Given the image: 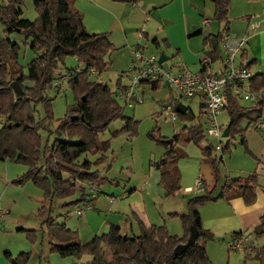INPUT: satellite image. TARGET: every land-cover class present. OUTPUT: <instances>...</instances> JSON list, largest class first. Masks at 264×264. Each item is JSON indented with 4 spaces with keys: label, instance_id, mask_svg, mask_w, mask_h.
<instances>
[{
    "label": "trees",
    "instance_id": "1",
    "mask_svg": "<svg viewBox=\"0 0 264 264\" xmlns=\"http://www.w3.org/2000/svg\"><path fill=\"white\" fill-rule=\"evenodd\" d=\"M26 1L0 0V98L5 97V102L0 105V124L6 132L5 136H0V160L26 168L13 184L23 186L31 183L41 191L42 205L36 216L49 250L62 259L72 258L70 264H213L206 250V244L213 239V235L203 228L199 209L209 203L228 202L233 198H240L246 206L255 203L259 176L230 178L224 174V162L237 145L249 153L245 133L264 118V101L242 106L231 92H227L225 111L227 125H230L229 135L224 142H220L219 150L210 144L199 146L205 139V128L202 117L195 115L190 108L184 115L177 114L186 124L172 137L171 145L166 142L167 138L160 135L158 128L148 134L150 140L164 149L158 160L150 162V167L159 173V183L166 196H173L180 190L178 161L186 157V145L199 147L201 160L210 169L212 189L189 199L185 213L168 214L181 220L184 229L181 238L166 234L165 242L158 244L152 239L150 230L134 215L136 234H123L119 226L111 225L106 233L82 244L76 230L69 229L65 223H59L52 217V203L54 200L70 199L76 194L78 198L65 202L64 207L88 201V186L100 188L106 180L99 167L108 163L110 157L107 153L111 144L110 140L101 141L100 135L112 123L119 121L121 126L111 132V139L123 133L134 136L139 122L124 115L125 108L116 98V90L112 91L107 84L91 79L107 72L111 65V54L115 48L108 35H89L86 32L82 14L73 7L74 0H31L37 14L34 21L23 17L22 6ZM209 1L214 5L213 22L219 25L226 23L230 0ZM225 32L223 28L214 37L215 46L203 57L211 62L219 60L218 42ZM17 34L24 37L25 46L34 55L25 66L19 63L20 45L12 40V36ZM152 43L156 47L161 43L166 46L165 41L156 39ZM68 58L77 61L76 67L66 66ZM89 69H94L96 74H89ZM63 76L67 78L64 85L73 94L74 103L67 106L64 118L54 121V98L48 94L52 90H56L57 95L61 93L62 88L56 85V81ZM12 83L20 86L19 95L11 88ZM148 84L153 90L165 85L162 81ZM250 87L253 91L264 89V74L253 75ZM200 107H204L203 97ZM38 108H41L43 117L39 116ZM53 122L56 127L51 131ZM41 131L48 133L45 144H42ZM51 135H54V140L49 144ZM88 156L94 157V160L90 161ZM82 157L85 160L82 161ZM216 190L218 194L214 195ZM191 225L198 230L195 243L175 256V247L186 243ZM20 231L27 234L32 244L38 242L37 231ZM251 232L254 237L264 236V212ZM242 235L239 232L232 237L236 240ZM244 254L247 260L249 255ZM4 256L9 264H28L30 260L29 253L13 257L6 252ZM256 257L259 264H264V246L256 252ZM86 258L90 260L83 262Z\"/></svg>",
    "mask_w": 264,
    "mask_h": 264
},
{
    "label": "crops",
    "instance_id": "2",
    "mask_svg": "<svg viewBox=\"0 0 264 264\" xmlns=\"http://www.w3.org/2000/svg\"><path fill=\"white\" fill-rule=\"evenodd\" d=\"M263 4V0H230L227 22L224 27L218 25L217 29L212 30L210 28L214 23L212 20L214 5L209 0H134L130 2L74 0L73 7L82 14V22L89 35L101 33L108 35L111 44L115 48V58L112 66H116L114 68L116 69V75H114L113 80L109 79L104 84L108 86L114 85L116 91H122L128 85V79L123 74L130 66L132 61L131 50L134 47L140 46L145 54L152 47L159 52L158 55L152 56L159 57L160 54H164L168 59L167 65L170 68L177 63H183L192 74H197L202 67L200 63L201 56L215 46L214 37L223 28L226 30L224 34H229L234 38L246 39L245 45L237 55L236 66L239 68L249 66L248 70L254 75L258 73L264 74V27L261 25L260 20L257 21ZM233 14L235 15L233 16ZM253 17H257V20ZM205 20L210 21L209 26L203 24ZM208 37L210 39L206 40ZM154 39L159 42L165 41L166 46L161 43L159 47H156L152 43ZM218 46L220 58L218 61L212 62L216 73L222 70V39L218 42ZM173 56L174 58L171 59ZM117 81H119L118 85ZM163 88L171 91L164 98L159 96V92L153 93L152 91H157V89L153 90L148 83L141 85L139 93L143 97V102L130 109L131 117L136 122L143 123L147 120H152L155 116H161V108L166 103L179 100V92L178 95H174L172 94L174 90L170 87L164 85ZM147 99H149L148 102ZM194 99H196V105L199 106L198 115L202 117L201 97L195 96ZM253 127L255 130H264V128L257 129L255 126ZM222 129L224 130V128ZM5 134L6 132L4 131L2 136H5ZM262 135L250 133L245 137L249 150L248 154L256 161L247 156L242 148L236 149L230 153L229 160L226 162V176L230 178H246L253 174H257L260 177L262 174L264 175V133ZM255 138H259L261 141V146L257 149L252 148ZM189 148L186 149L185 147L184 151L188 154L192 152L191 155L198 156L200 160L201 154L199 151L195 148ZM161 152L160 156L163 155L164 150ZM156 159L151 158L150 160L155 161ZM180 160L178 161V168ZM126 166L130 167V163L127 162ZM7 170L9 171L10 167H7ZM240 173L246 175L241 176L239 175ZM124 174L127 175L129 180L123 186H120V182L116 183V185L110 182L100 186L99 196L94 199H88L91 205L89 211L83 212L80 216H77L74 211L72 215L69 211L66 213V217L72 216L69 219L75 218L74 221L70 220L73 222V226H68V228L77 231L80 242L85 244L95 237L101 236L106 233L111 225L119 226L121 231L123 228L124 232L122 233L124 234L129 235L131 233L133 235L134 222H131L129 218V211H132L145 224L151 232L152 239L158 244L165 242L166 234L181 238L184 235V229L183 232L182 230L177 231V229H174V232L169 230L168 223L162 221L164 213L156 210V202L150 198V192L148 191L150 179H156L157 174L159 183V173L155 171L152 176L148 171L136 176L131 172L130 168H127ZM16 175L13 176L15 179L19 177ZM198 177L202 179L201 186L193 192L199 191L205 194L210 191L211 184L208 185L205 177L200 173L197 174L192 182L194 183ZM189 187L191 186L187 184L182 192L186 193L185 191ZM258 189L260 188L256 190V201L252 206L244 205L240 198H233L224 207L215 205L216 209H212L215 207L210 206L201 209L200 216L203 228L210 231L215 238H222L223 241L225 237H229V241L234 240L232 235L235 233L248 232L250 228L259 223V218L264 212V192L263 189ZM139 190L143 199L139 208L138 206L126 204L125 200L136 195ZM180 192L181 186L180 190L174 195H178ZM79 205L73 206V208ZM207 209V213H204ZM162 211H165L164 207ZM166 211L168 213H176L172 210V212L167 209ZM183 213L185 212L177 214ZM65 222L67 223V221ZM65 225L67 226V224ZM231 242L228 243V246ZM252 245V254L248 255L249 257L254 255V258H257L254 243ZM89 260V258H86L83 262Z\"/></svg>",
    "mask_w": 264,
    "mask_h": 264
},
{
    "label": "rangeland",
    "instance_id": "3",
    "mask_svg": "<svg viewBox=\"0 0 264 264\" xmlns=\"http://www.w3.org/2000/svg\"><path fill=\"white\" fill-rule=\"evenodd\" d=\"M22 10L24 12L23 17L25 19L29 21H34L37 18V14L33 9L31 0H27L24 3V5L22 6ZM259 13L261 14L258 15L259 16L258 20L257 17H253L257 21L261 20L262 18V9L259 11ZM234 15L235 14H233V16ZM218 25L219 24L214 22L210 30L217 29ZM224 25L225 23L221 24L220 27L222 26L224 27ZM12 40H14L17 44L20 45L19 63L23 66L27 65L34 57V55L29 50V48L25 46L24 37L22 35L17 34L12 36ZM146 54L158 55L159 52L156 51L154 48L150 47L149 52H147ZM202 57L203 55L201 56V58ZM114 58H115V52H112L111 65L107 70V72L99 75L98 77L97 76L92 77L91 79L93 81H98L101 83H107L109 79L113 80L114 75H116L115 73L116 69H114L116 66L114 65L112 66ZM76 63L77 61L72 58H68L66 60V66L68 68L76 67L77 65ZM109 87L112 91L115 90L114 85H109ZM152 92L153 93L159 92V96L164 98L171 91L168 90L167 88H163L162 86L158 88L157 91H152ZM172 94L178 95V91L174 90L172 91ZM48 95L51 98H54L52 102V112H53L54 121L64 118L67 112V106H70L74 103L73 94L64 85L59 95H57L56 90L50 91ZM194 98L195 97L192 98L193 100L191 99L192 101L180 100V102L183 103L188 108H190L195 115H198L199 106L196 105V99ZM148 100L149 99H147V102ZM4 102H5V97L1 96L0 105ZM239 103L242 106H250L248 103L242 100H239ZM38 110H39V116L43 117V112L41 108H38ZM124 115L126 117H131L132 116L131 110L124 109ZM0 118H1V109H0ZM261 122H264V118L262 119ZM218 123L222 128L226 127V125L228 124V116L226 111H223L218 116ZM185 124H186L185 121L180 120L178 117L175 122H172L169 118H167L166 115L162 114L161 116H157V117L155 116L154 118H152V120H147L146 122L139 123V125L137 126V133L134 136H129V133H123L118 137L111 139L110 137L111 132L118 130L121 126V123L119 121L112 123L109 126L108 130L105 133L101 134L99 137L101 141L110 140V144H111L110 150L107 153V156L110 157L108 163L102 167H99L102 177L105 179L108 178L103 182L102 185L110 182H112L113 185H116V183L120 182V186H123L129 180L127 178V175L124 174L127 168H130L131 172H133V174L136 176L142 174L143 172L147 173L148 171L153 176L155 174V170L150 167V162H151L150 159L157 158L156 160H158L161 157L160 156V154L162 153L161 151H163L164 149L159 144L150 140L148 134L154 128H158L160 135L167 138V140H170L175 135V133H177ZM55 127L56 124L55 122H53L50 128L51 131H53ZM3 131H4L3 125L0 124V136H2ZM250 133H255L256 135H262L264 133V130L259 131V130H255L254 127H250L246 132L245 137H247V135ZM40 134L42 136V144H45L46 140L48 139V133L46 131H41ZM225 139L226 138H222V137H220V139H217L205 135V139L200 142L199 146L205 147L210 144L213 147H216V145H219V142H224ZM258 139L257 138L254 139V143L252 147L253 149H257L261 146V141L260 139L259 140ZM53 140H54V135H51L49 138V144H51ZM185 147L186 149H188L189 147L193 149L195 148L200 153L199 147L195 145H186ZM239 148H242L245 154L249 156V154L245 151V149L238 145L235 148H233L230 153H232V151ZM191 153L190 154L187 153V156L185 158H182L179 162V170L181 173L180 194L173 196H166L162 187L158 183L157 174H156V179H150L149 182L150 186H148V191L150 192L149 193L150 198L154 202H156V210L164 213V215L162 216V221L168 223L167 226L171 231L177 229V231L182 230L183 232V226L181 220L178 217H169L168 214L170 213H168L166 209L170 211L172 210L173 212L176 213L185 212L187 207V202L189 199H191L194 196L204 195V192H199V191L192 193H188L187 191H185L186 193H183L182 192L183 188L187 184L191 186L189 188H193L194 183L192 182V180L197 176L198 173H200L205 177L206 183L208 185L211 184L210 189L208 188L209 190H211L213 186L209 167L205 163H202L201 159L199 160L198 156L191 155ZM230 153L225 157L224 174H226V164H227L226 162H228L229 160ZM88 158L90 161L94 160V157L88 156ZM81 160L82 161L85 160V157H82ZM127 162L130 163V167L126 166ZM7 167H10L9 171L7 170ZM25 171L26 168L20 164L11 163L10 161L4 162L0 160V208L1 210H3L5 214V218L1 225L2 231L0 232V264H9V261L4 256L6 252L11 253L13 257L17 256L19 253H29L30 260L28 264H70L73 261V259L72 258L62 259L55 253L51 252L49 250V246L47 244L45 237H43L42 234L43 229H41L40 221L36 216L38 209L42 205L41 191L35 186H33L31 183H26L23 186L15 185L12 183L15 180V177H13L15 176V174H17L16 176H20ZM239 175L245 176L246 174L240 173ZM258 186H259L258 188H260L258 190L263 189L264 192L263 174L261 175V177L260 176L258 177ZM217 194H218V190L214 191V195ZM153 196L154 198H152ZM77 198H78V194L64 201L54 200L52 203V217L56 219L57 222L65 223L67 224V227L68 226L72 227L73 222H71L70 220L74 221L75 218H71V219L69 218L72 217L71 215L73 214V211L75 212L76 207L67 208L64 207V203L71 202L72 200H75ZM142 202L143 199L141 198L140 190L137 191L136 195H133L132 197L125 200L126 204L132 206H138V208L141 205L140 203ZM226 204L227 202L223 200L216 203H209L201 207L199 209V212L201 211V209L208 208L209 206L215 207L216 205L217 207H224V205ZM163 207L165 211H162ZM212 209H216V207ZM68 211L70 212L71 215L70 216L67 215L69 217H66V213ZM207 211L208 209L205 210L204 213H207ZM129 218L131 222L132 221L134 222L133 234H136L137 224L134 219V214L132 213V211H129ZM65 221H67V223ZM20 229L37 231L38 242L32 244L27 234L24 233L23 231H20ZM252 229L253 227L250 228L246 233H252L251 232ZM122 232H124L123 228H122ZM129 235H131V233H129ZM231 241H229V237H225V240L223 241L222 238L217 239L214 236L212 240L208 241V243L206 244V250L213 264H259L258 259L254 258V255L248 257L250 258L249 260H245V254H244L245 252L243 250H238V251L230 250L228 243ZM253 241L252 243H254V248L258 252L261 246H263L264 244V236L254 237Z\"/></svg>",
    "mask_w": 264,
    "mask_h": 264
},
{
    "label": "built area",
    "instance_id": "4",
    "mask_svg": "<svg viewBox=\"0 0 264 264\" xmlns=\"http://www.w3.org/2000/svg\"><path fill=\"white\" fill-rule=\"evenodd\" d=\"M264 1V0H263ZM261 25L264 27V4L262 7ZM204 25L209 26L210 21L205 20ZM246 43V39L234 38L229 34H224L222 38V70L216 73L213 69L212 62L207 57L200 59L201 71L192 74L183 63H177L174 67L164 70L158 63V57L147 56L140 46H136L131 50L132 61L130 66L124 72L123 76L127 77L128 85L122 91L116 92V98L123 104L124 108L132 109L136 105L143 102V97L139 93V89L143 83L162 81L167 83L169 87L180 93L179 100L166 103L161 108V114H164L172 122L177 119V105L180 100H190L195 96L204 98V107L202 109L203 124L205 134L212 138L220 139L223 129L218 123V116L227 108V92L239 101H245L250 106L260 101H264V89L253 91L250 82L253 78L251 71L247 68H239L236 66L237 55ZM89 74L95 75L94 69H89ZM65 76L57 79L56 85L63 88ZM257 129L264 128L263 122L255 124ZM219 145L215 149L219 150ZM202 179L198 178L194 182L193 188L186 189L187 192H193L201 186ZM89 199H94L100 194L99 188L90 185L87 188ZM91 205L88 201L83 202L76 207L75 214L80 216L83 212L89 211ZM5 218L3 210L0 208V232L1 225ZM252 233H243L236 240H233L229 248L230 250H243L247 254L252 253Z\"/></svg>",
    "mask_w": 264,
    "mask_h": 264
},
{
    "label": "water",
    "instance_id": "5",
    "mask_svg": "<svg viewBox=\"0 0 264 264\" xmlns=\"http://www.w3.org/2000/svg\"><path fill=\"white\" fill-rule=\"evenodd\" d=\"M167 57L164 55V54H160L159 57H158V63L162 65V67L164 68V70H168V65H167ZM165 86H168L167 83H165ZM11 88L13 89V91L16 93V95H19L21 93V88L20 86L17 84V83H12L11 84ZM177 113L179 115H184L187 111V107L181 103H179L177 105V109H176ZM229 127L230 125H227L223 132H222V135L221 137L222 138H227L228 135H229ZM166 142L171 145L172 144V139L170 140H166ZM197 236H198V230L196 228L195 225H191L189 227V236H188V239L186 241L185 244H180L178 246L175 247L174 251H173V254L175 256H179L181 255L188 247L192 246L196 239H197ZM125 238V236H124Z\"/></svg>",
    "mask_w": 264,
    "mask_h": 264
}]
</instances>
